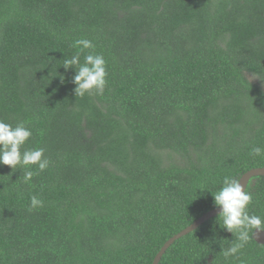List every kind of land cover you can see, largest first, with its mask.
<instances>
[{"label": "trees", "instance_id": "trees-1", "mask_svg": "<svg viewBox=\"0 0 264 264\" xmlns=\"http://www.w3.org/2000/svg\"><path fill=\"white\" fill-rule=\"evenodd\" d=\"M80 38L107 62L103 95L77 97L63 68ZM247 74L264 85V0H0V119L26 122L50 162L29 184L0 165V264H153L217 209L225 176L264 168ZM248 191L264 215V176ZM218 220L160 264H264L254 239L226 257Z\"/></svg>", "mask_w": 264, "mask_h": 264}, {"label": "clouds", "instance_id": "clouds-1", "mask_svg": "<svg viewBox=\"0 0 264 264\" xmlns=\"http://www.w3.org/2000/svg\"><path fill=\"white\" fill-rule=\"evenodd\" d=\"M72 46L77 52L71 58L63 60V68L76 70L72 78L76 96L84 97L93 92L103 95L108 74L104 56L95 52L96 46L87 38L75 40ZM32 136L33 132L26 126V122L21 121L13 126L0 119V165L9 166L14 172L18 167L23 169L22 179L26 184L31 183L34 176L44 172L50 163L42 147H26ZM249 156L264 158V147H252ZM243 181L238 176H225L219 190L212 192L215 206L219 209L220 226L235 236V242L226 249L223 248L226 257L238 255L240 249L255 235L264 233V215L250 214L249 205L253 202V194ZM199 189L209 190L203 186ZM43 206L41 199L35 195L31 197L30 210Z\"/></svg>", "mask_w": 264, "mask_h": 264}, {"label": "water", "instance_id": "water-1", "mask_svg": "<svg viewBox=\"0 0 264 264\" xmlns=\"http://www.w3.org/2000/svg\"><path fill=\"white\" fill-rule=\"evenodd\" d=\"M257 176H264V168L253 169V170L247 172L242 177L244 179L243 183L245 184V186L247 185V189H248V186H249L251 180ZM217 216H219V209L218 208L208 212L207 214H205L204 216H202L201 218L196 220L191 226H189L188 228L183 230L181 233H179L178 235H176L173 238H171L170 240H168L165 243V245L162 247L160 252L157 254L153 264H160L164 255L174 245V243L176 241H178V240L182 239L183 237H185V236L191 234L192 232L196 231L202 225H204L206 222L210 221L213 218H216ZM253 239L259 245H264V233H258L257 235H255L253 237Z\"/></svg>", "mask_w": 264, "mask_h": 264}, {"label": "rangeland", "instance_id": "rangeland-1", "mask_svg": "<svg viewBox=\"0 0 264 264\" xmlns=\"http://www.w3.org/2000/svg\"><path fill=\"white\" fill-rule=\"evenodd\" d=\"M247 78L253 82L254 84L256 85H260L263 89H264V85L262 84V82L260 81V79L254 75H250V74H247Z\"/></svg>", "mask_w": 264, "mask_h": 264}]
</instances>
